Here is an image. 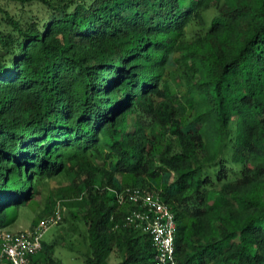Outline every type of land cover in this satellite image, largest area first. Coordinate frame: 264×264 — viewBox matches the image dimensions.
Masks as SVG:
<instances>
[{
  "label": "trees",
  "instance_id": "obj_1",
  "mask_svg": "<svg viewBox=\"0 0 264 264\" xmlns=\"http://www.w3.org/2000/svg\"><path fill=\"white\" fill-rule=\"evenodd\" d=\"M71 175L50 202L84 211L85 264H156L129 188L179 264H264V0H0V229Z\"/></svg>",
  "mask_w": 264,
  "mask_h": 264
},
{
  "label": "built area",
  "instance_id": "obj_2",
  "mask_svg": "<svg viewBox=\"0 0 264 264\" xmlns=\"http://www.w3.org/2000/svg\"><path fill=\"white\" fill-rule=\"evenodd\" d=\"M121 206L135 208L125 218V226L134 227L149 235L156 252V264H179L176 258L175 214L155 191L126 189L117 193ZM58 204L52 215L44 218L27 231L10 232L0 229V264H31L43 250L44 237L63 216Z\"/></svg>",
  "mask_w": 264,
  "mask_h": 264
},
{
  "label": "rangeland",
  "instance_id": "obj_3",
  "mask_svg": "<svg viewBox=\"0 0 264 264\" xmlns=\"http://www.w3.org/2000/svg\"><path fill=\"white\" fill-rule=\"evenodd\" d=\"M216 14L215 9L207 13V20ZM208 22V23H209ZM196 26H191L188 31V39H192L199 34ZM172 89L176 90L175 82L171 81ZM162 99L155 98V102H160ZM139 120L137 113L130 114L128 125L132 126ZM231 154L228 155L230 158ZM74 175L62 176L54 179H46L43 182L41 195L35 204L30 207H24L18 210V217L15 222L8 226H4L10 232L27 231L36 225L44 218L52 215L53 207L51 206L50 196L56 193L58 188L71 184L74 180ZM63 220L45 234L44 240L47 244H57L54 253H52L53 261H50V253L46 254L49 259L47 264H85L83 254L87 251L86 226L81 220L84 211L78 208L62 209L60 207ZM74 212V213H73ZM42 261L44 258L42 256ZM50 261V262H49ZM119 259L114 255L110 264H118Z\"/></svg>",
  "mask_w": 264,
  "mask_h": 264
},
{
  "label": "clouds",
  "instance_id": "obj_4",
  "mask_svg": "<svg viewBox=\"0 0 264 264\" xmlns=\"http://www.w3.org/2000/svg\"><path fill=\"white\" fill-rule=\"evenodd\" d=\"M2 229H4V228H2Z\"/></svg>",
  "mask_w": 264,
  "mask_h": 264
}]
</instances>
